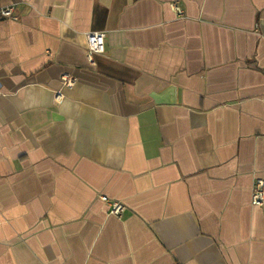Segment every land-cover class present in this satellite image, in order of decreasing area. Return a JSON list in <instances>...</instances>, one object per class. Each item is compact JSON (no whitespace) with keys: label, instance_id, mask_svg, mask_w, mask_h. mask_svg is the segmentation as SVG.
<instances>
[{"label":"crops","instance_id":"0c3cea01","mask_svg":"<svg viewBox=\"0 0 264 264\" xmlns=\"http://www.w3.org/2000/svg\"><path fill=\"white\" fill-rule=\"evenodd\" d=\"M10 7L0 264H264V204L250 203L264 180V0ZM95 32L105 53L90 64Z\"/></svg>","mask_w":264,"mask_h":264},{"label":"built area","instance_id":"2783aa9c","mask_svg":"<svg viewBox=\"0 0 264 264\" xmlns=\"http://www.w3.org/2000/svg\"><path fill=\"white\" fill-rule=\"evenodd\" d=\"M174 11L179 17L182 16V11L176 4L173 5ZM13 7L0 9V18L8 20H16L13 15ZM106 34L102 32L89 33L86 35L87 47L85 55L90 64L94 63V57L105 53ZM61 85L63 88H71L74 85V79L71 75L63 73L60 76ZM61 98V93L55 95L56 101ZM100 201L108 206V213L114 217H120L125 211V206L117 201L110 200L106 196H100ZM250 203L253 207H260L264 204V180L255 179L252 185Z\"/></svg>","mask_w":264,"mask_h":264}]
</instances>
